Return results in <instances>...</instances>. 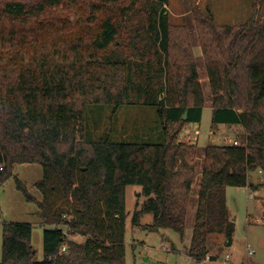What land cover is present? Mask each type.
<instances>
[{
    "label": "trees",
    "instance_id": "obj_1",
    "mask_svg": "<svg viewBox=\"0 0 264 264\" xmlns=\"http://www.w3.org/2000/svg\"><path fill=\"white\" fill-rule=\"evenodd\" d=\"M169 1L0 0V184L16 164L40 163L41 198L16 180L44 227L40 260L33 225L4 222L0 264H126L129 185L147 197L137 204L134 227L172 228L185 237L201 158L199 145L179 135L202 121L206 97L189 29L171 23ZM193 14L212 129H245L237 145L205 148L188 251L203 263L212 234L234 239L227 188L264 190V23L256 7L235 26L197 6ZM90 105L157 108L159 140L88 137ZM146 214L153 221L143 224Z\"/></svg>",
    "mask_w": 264,
    "mask_h": 264
},
{
    "label": "rangeland",
    "instance_id": "obj_2",
    "mask_svg": "<svg viewBox=\"0 0 264 264\" xmlns=\"http://www.w3.org/2000/svg\"><path fill=\"white\" fill-rule=\"evenodd\" d=\"M194 6L205 13L210 10L218 24L228 26L246 23L252 17L256 7L258 16L264 23V2L260 0L169 1L167 8L171 23L176 26H186L189 29L200 81L206 97L201 123L189 125L193 138L188 139V143L193 139H199L201 161L197 167V178L193 183L184 238L172 228L150 232L134 227L133 219L137 204L139 203L140 206L147 197L141 195V186L129 185L127 187L126 264H248L249 262L264 264V190H256L252 187L230 186L227 188L229 213L232 215V220L235 219L236 224L233 242L228 243L225 234L215 233L210 237L209 246L216 259L208 258L203 263H198L188 254L197 214L200 171L205 148L209 144H230L234 140H241L245 135V129L241 125L224 124L212 129L211 89L194 19ZM158 119L157 108L151 106L125 105L115 109L110 105H90L87 135L95 140L110 136L123 141L152 140L157 142L161 135V131L158 130ZM181 132V136L189 138L186 131ZM181 136L179 135V140L184 139ZM16 177L26 183L33 195L41 198V193L35 184L43 177V167L40 163L16 164L13 175L0 184V262L3 258V224L6 221L29 222L33 225L32 242L37 250L38 259L42 260L44 258V227L38 215L39 208L36 202L28 201L23 192L19 190ZM251 179L259 181L258 172L253 173ZM252 193L255 195H251ZM152 220L153 216L146 214L141 222L146 224ZM74 236L78 240L83 239L79 235ZM249 249L254 250V254H249ZM228 255L230 259L227 258Z\"/></svg>",
    "mask_w": 264,
    "mask_h": 264
},
{
    "label": "crops",
    "instance_id": "obj_3",
    "mask_svg": "<svg viewBox=\"0 0 264 264\" xmlns=\"http://www.w3.org/2000/svg\"><path fill=\"white\" fill-rule=\"evenodd\" d=\"M203 114H204V112H203ZM202 119H203V118H202ZM191 123H193V122L187 123L186 126H185L184 129H183L184 131L187 132L186 135H187L189 138H184V136H181V134H182V132H181V133H180V136L184 138V139H180L181 141L188 142V139H190V138L192 139V138H193L192 135H191V133H190V128H189V125H190ZM200 123H201V122H200ZM220 125H224V124H220ZM220 125H219V126H220ZM226 125H227V124H226ZM235 125H236V124H235ZM237 125H239V124H237ZM187 126H188V128H187ZM158 128H159V127H158ZM158 130L160 131V129H158ZM183 130H182V131H183ZM186 135H185V136H186ZM189 143H192V144H198V145H199V139H198V138L195 139V140L193 139V141H191V142H189ZM256 192H257V191H256ZM256 192H254V193L256 194ZM255 194L252 193L251 195L254 196ZM227 204H228V200H227ZM228 209H229V205H228ZM229 210H230V209H229ZM230 216H231V218H232V215H231V214H230ZM152 221H153V220H152ZM150 223H151V222H150ZM215 259H216V258H215ZM212 260H214V259H212Z\"/></svg>",
    "mask_w": 264,
    "mask_h": 264
},
{
    "label": "built area",
    "instance_id": "obj_4",
    "mask_svg": "<svg viewBox=\"0 0 264 264\" xmlns=\"http://www.w3.org/2000/svg\"><path fill=\"white\" fill-rule=\"evenodd\" d=\"M232 143H234V144H238L239 142H238V140H234ZM0 168H2L1 166H0ZM62 250L63 251H65L66 250V246H64L63 248H62ZM254 250H251V249H249V254H254ZM228 259H230V256L228 255V257H227Z\"/></svg>",
    "mask_w": 264,
    "mask_h": 264
},
{
    "label": "water",
    "instance_id": "obj_5",
    "mask_svg": "<svg viewBox=\"0 0 264 264\" xmlns=\"http://www.w3.org/2000/svg\"><path fill=\"white\" fill-rule=\"evenodd\" d=\"M187 111L185 112V114H184V119H186L187 118ZM233 221H235V219H233ZM216 257L215 256H213V255H211L210 257H209V259H215Z\"/></svg>",
    "mask_w": 264,
    "mask_h": 264
}]
</instances>
